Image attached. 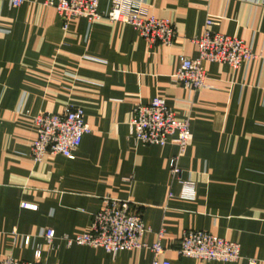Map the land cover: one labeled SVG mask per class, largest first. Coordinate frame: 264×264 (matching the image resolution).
<instances>
[{
  "label": "crops",
  "instance_id": "obj_1",
  "mask_svg": "<svg viewBox=\"0 0 264 264\" xmlns=\"http://www.w3.org/2000/svg\"><path fill=\"white\" fill-rule=\"evenodd\" d=\"M47 1L0 2V264L7 255L33 262L38 251L42 264H151L148 248L67 247L63 236L89 232L107 198L131 202L151 230L144 242L160 240L170 264H264V0H146L150 15L177 28L172 46L153 47L107 18H78L64 30ZM109 6L101 0L99 10ZM208 19L212 32L243 40L257 57L237 69L206 62L208 88L191 92L174 76L181 56L198 57L192 40ZM157 97L190 121L180 168L195 183L194 200L181 198L172 176L176 146L129 136L135 108ZM70 105L83 108L91 129L75 159L48 155L33 164L34 118ZM191 230L239 244L241 259L181 257L177 246Z\"/></svg>",
  "mask_w": 264,
  "mask_h": 264
},
{
  "label": "built area",
  "instance_id": "obj_2",
  "mask_svg": "<svg viewBox=\"0 0 264 264\" xmlns=\"http://www.w3.org/2000/svg\"><path fill=\"white\" fill-rule=\"evenodd\" d=\"M101 0H48L46 4L55 8L63 22V29L68 30L70 23L84 18L89 23L102 18L132 26L145 40L148 46L156 44L172 46L177 38L176 25L170 19H160L148 13L146 0H109V9L99 10ZM16 8L24 0H0ZM215 23L208 19L201 36L193 39L199 55L196 59L186 56L179 58V68L174 82L191 92L207 89L206 62L225 64L233 69L249 65L256 55L252 48L237 37L212 32L209 27ZM37 138L31 146L30 158L33 164L42 162L48 155H62L75 159V152L80 147L83 137L91 132L85 121L83 108L67 106L61 113H40L34 118ZM129 136L135 142L164 147L174 145L177 154L170 159L172 176L181 184V198L194 200L195 183L182 179L180 162L185 155L191 139L189 119L180 121L168 108L164 98H154L147 106H138L129 124ZM23 208H36L23 204ZM151 232L143 222L139 212L132 208L129 201L107 198L104 206L93 216L90 231L76 236H63L67 247L87 246L101 249L108 254L148 248L153 253L151 264H170L161 257L165 252L160 240L151 246L144 242V237ZM162 236V233H160ZM46 241L51 244L56 238L55 230L44 232ZM181 257L192 258L201 262L232 263L241 259V248L237 243L229 242L204 231L185 232L177 246ZM41 252L33 262L19 261L7 255L2 264H42Z\"/></svg>",
  "mask_w": 264,
  "mask_h": 264
}]
</instances>
